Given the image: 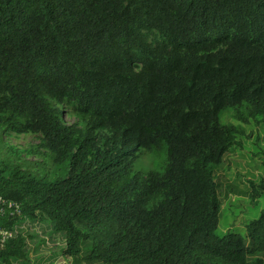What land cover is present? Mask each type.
Listing matches in <instances>:
<instances>
[{
  "label": "trees",
  "instance_id": "1",
  "mask_svg": "<svg viewBox=\"0 0 264 264\" xmlns=\"http://www.w3.org/2000/svg\"><path fill=\"white\" fill-rule=\"evenodd\" d=\"M229 112L264 126V0H0V134L42 157L0 145V264L30 263L37 222L74 264H264V208L215 233ZM162 147L164 172L134 173Z\"/></svg>",
  "mask_w": 264,
  "mask_h": 264
},
{
  "label": "rangeland",
  "instance_id": "2",
  "mask_svg": "<svg viewBox=\"0 0 264 264\" xmlns=\"http://www.w3.org/2000/svg\"><path fill=\"white\" fill-rule=\"evenodd\" d=\"M223 120L238 126L241 146L226 155L217 172L223 209L215 233L223 235L234 232L246 237L248 224L257 219L264 208V197L253 198L250 189L252 183L258 184L264 180V126L252 120L245 124L237 120L232 112L225 114ZM67 122L74 123L75 119L67 118ZM40 141L39 134H0V145L17 155L14 161L17 164L41 162L42 157L34 153ZM136 154L139 156L134 162V173L147 175L165 171L169 158L167 147L154 151L140 150ZM24 167L29 169L27 165ZM30 170L34 174L38 171L33 167ZM33 225L32 229L28 228L36 236V240L31 243L30 263L15 264H74L72 259H66L61 254L66 247L63 235L55 234L49 223L37 222Z\"/></svg>",
  "mask_w": 264,
  "mask_h": 264
},
{
  "label": "built area",
  "instance_id": "3",
  "mask_svg": "<svg viewBox=\"0 0 264 264\" xmlns=\"http://www.w3.org/2000/svg\"><path fill=\"white\" fill-rule=\"evenodd\" d=\"M0 202H2L3 205L6 204V202L3 201L2 199H0ZM9 210L11 211V215L12 216H15L16 214H18V213L21 212V207L19 205H15L13 203H10L9 204ZM6 211L7 210L5 208H3V207L0 208V215H4ZM27 226H30V223L29 222H27L26 225L23 228H25ZM16 230H18V229H16ZM0 234H1L0 242H1V244L3 246L6 244V242L9 239L13 238V233L10 232V231H8V230H1Z\"/></svg>",
  "mask_w": 264,
  "mask_h": 264
}]
</instances>
